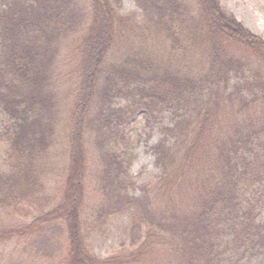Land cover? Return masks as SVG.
I'll use <instances>...</instances> for the list:
<instances>
[{
	"label": "trees",
	"instance_id": "1",
	"mask_svg": "<svg viewBox=\"0 0 264 264\" xmlns=\"http://www.w3.org/2000/svg\"><path fill=\"white\" fill-rule=\"evenodd\" d=\"M134 2L125 13L121 0H2L0 208L34 217L0 228V249L54 235L60 264H222L233 235L264 256L244 206L264 183V38L221 0ZM140 112L171 122L151 146L159 173L136 196L113 135ZM122 211L130 241L99 257L94 223Z\"/></svg>",
	"mask_w": 264,
	"mask_h": 264
},
{
	"label": "rangeland",
	"instance_id": "2",
	"mask_svg": "<svg viewBox=\"0 0 264 264\" xmlns=\"http://www.w3.org/2000/svg\"><path fill=\"white\" fill-rule=\"evenodd\" d=\"M1 3L2 0H0ZM221 3L228 13L234 14L244 26L264 38V0H221ZM120 11L127 13L138 11V8L134 0H121ZM72 48V45L68 47L66 45L62 52L63 55H69L62 67L63 74L66 78L68 77L67 79H70L72 75ZM120 102L122 105L125 104L124 101ZM5 120L6 118L0 112V174L9 170L6 155L7 142L3 132ZM170 122L171 115L167 112L154 117L140 112L132 116L121 127L123 139L113 135V146L127 167L130 178L128 185L130 194L139 195L140 186L152 180L159 173L151 146L164 136L163 128ZM91 153H95L93 146ZM249 203L253 204L256 222L263 226L264 232V183L255 186L247 193V201L244 206ZM21 211L22 209L9 214L0 208V228L21 226L34 217L32 212ZM37 213L38 210L34 212V214ZM239 215L240 212L230 216H234L237 221ZM130 238V215L127 211H122L114 213L105 221L95 222L89 243L91 250L96 255L109 257L114 252L120 251L123 245H128ZM5 241L0 249V264H60L57 262L58 256L55 251V244L58 240L54 235L44 239L43 244H41V237L39 239L30 236L6 239ZM225 241L228 249L223 254L222 264H264V256L261 251L247 250L244 246L239 247L233 235L227 237Z\"/></svg>",
	"mask_w": 264,
	"mask_h": 264
}]
</instances>
